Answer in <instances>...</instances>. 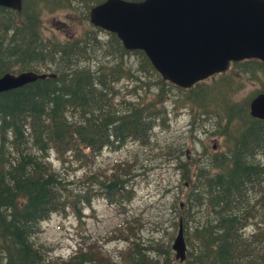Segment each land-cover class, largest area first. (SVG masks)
Wrapping results in <instances>:
<instances>
[{
  "label": "trees",
  "instance_id": "1",
  "mask_svg": "<svg viewBox=\"0 0 264 264\" xmlns=\"http://www.w3.org/2000/svg\"><path fill=\"white\" fill-rule=\"evenodd\" d=\"M101 1L23 0L20 11L0 6V76L24 70L55 74L0 92V264L179 263L169 244L143 239L137 220L119 225L115 233L127 244L115 253L87 238L69 256H54L35 238L42 221L67 207L80 220L83 206L96 197L116 206L130 202L127 164L99 168L94 159L129 138L147 144L150 135H144L162 114L156 108L161 87L141 103L114 101L122 78L138 81L152 74L158 83L167 82L141 50H126L110 32L108 40L99 38L102 29L89 22L88 14ZM46 9L76 10L73 22L87 27L63 40L45 37ZM132 55L138 64L127 62ZM133 66L138 75L131 73ZM235 66L251 75L264 70L256 59L233 62L230 68ZM225 74L217 75L224 77L222 86L204 89L201 81L189 89L177 87L188 91L184 100L204 113L217 108L212 119H224L217 126L226 143L224 151L205 156L200 164L186 160L177 166L191 193L174 223L178 229L182 222L187 246L179 264H264V120L249 113L250 99L264 88L238 104ZM51 154L85 167L83 176L70 181L53 167Z\"/></svg>",
  "mask_w": 264,
  "mask_h": 264
},
{
  "label": "rangeland",
  "instance_id": "2",
  "mask_svg": "<svg viewBox=\"0 0 264 264\" xmlns=\"http://www.w3.org/2000/svg\"><path fill=\"white\" fill-rule=\"evenodd\" d=\"M75 13L76 10L72 9L43 11L44 36L63 40L79 35L87 27V23L73 22ZM98 34L102 41L109 39L105 30ZM132 56L127 62L138 64L137 56ZM131 73L139 74H136L134 66ZM225 73L226 82L232 86V99L238 104L264 88V70L254 71L251 75L235 66ZM223 80L224 77L220 76L209 78L205 80L203 87L207 89L210 86H222ZM146 83H150V87ZM169 84L158 83L152 74L140 76L138 81L122 78L115 84V102L125 100L141 103L153 98L160 87L162 89L160 103L156 105L162 114L153 119L151 133L145 132L148 135H144V138L147 139L150 135L147 144L129 138L120 147H114V150L104 148L94 159L95 166L99 168L111 167L113 163L114 166L127 164L124 173L130 176L128 189L132 190L131 201L124 206H116L96 197L91 207L83 206L80 220L68 207L62 212L51 214L40 223L35 238L52 255L67 257L77 248L79 241L87 238L99 240L111 253L118 252L127 244L115 233L124 219L138 221L136 226H141L139 233L145 241L154 239L171 246L178 230L174 223L180 218L179 205L185 206L184 202L190 193V189L184 185L182 171L177 166L188 160L185 154L187 151L191 156L188 165H193L195 161L200 164L205 156L224 151L226 143L225 137L218 133L217 126V122L220 120L222 125L224 119L221 115L216 122L212 119L217 108L210 109L206 114L195 107L194 101L184 100L188 91L184 92ZM179 149L183 153L178 157ZM69 159L70 157H65L60 161L51 154L49 160L70 181L76 182L83 176L85 167L69 162ZM174 203L175 207H172Z\"/></svg>",
  "mask_w": 264,
  "mask_h": 264
},
{
  "label": "water",
  "instance_id": "3",
  "mask_svg": "<svg viewBox=\"0 0 264 264\" xmlns=\"http://www.w3.org/2000/svg\"><path fill=\"white\" fill-rule=\"evenodd\" d=\"M0 6L19 11L22 0H0ZM89 20L116 34L126 50H142L162 79L182 88L226 71L231 61L264 62V0H103L90 8ZM54 76L5 72L0 92ZM249 113L264 120V92L251 99ZM171 248L183 262L181 221Z\"/></svg>",
  "mask_w": 264,
  "mask_h": 264
},
{
  "label": "flooded vegetation",
  "instance_id": "4",
  "mask_svg": "<svg viewBox=\"0 0 264 264\" xmlns=\"http://www.w3.org/2000/svg\"><path fill=\"white\" fill-rule=\"evenodd\" d=\"M214 148H215V146H213V149H214ZM185 154H186V158L189 160L190 157H191L189 151H187ZM204 156H205V155H204Z\"/></svg>",
  "mask_w": 264,
  "mask_h": 264
},
{
  "label": "bare ground",
  "instance_id": "5",
  "mask_svg": "<svg viewBox=\"0 0 264 264\" xmlns=\"http://www.w3.org/2000/svg\"><path fill=\"white\" fill-rule=\"evenodd\" d=\"M226 71H227V70H226ZM226 71H224V72H226ZM224 72H223V73H224ZM199 82H200V81H199ZM197 83H198V82H197ZM195 84H196V83H195ZM195 84H194V85H195ZM194 85H193V86H194ZM193 86H192V87H193ZM190 88H191V87H190ZM187 89H189V88H187Z\"/></svg>",
  "mask_w": 264,
  "mask_h": 264
}]
</instances>
